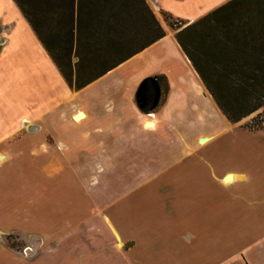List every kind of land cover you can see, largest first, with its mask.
<instances>
[{"label": "crops", "instance_id": "1", "mask_svg": "<svg viewBox=\"0 0 264 264\" xmlns=\"http://www.w3.org/2000/svg\"><path fill=\"white\" fill-rule=\"evenodd\" d=\"M228 1L176 18L192 23ZM133 62L132 87L159 90L164 78L166 93L141 110L133 94L78 105ZM66 87L56 108L20 125L0 104V264H264V142L234 140L241 125L203 93L174 33L81 91ZM218 140L220 156H197Z\"/></svg>", "mask_w": 264, "mask_h": 264}, {"label": "trees", "instance_id": "2", "mask_svg": "<svg viewBox=\"0 0 264 264\" xmlns=\"http://www.w3.org/2000/svg\"><path fill=\"white\" fill-rule=\"evenodd\" d=\"M13 2L71 92L167 35L147 0ZM162 16L230 125L264 109V0H230L192 23ZM263 126L264 119L243 124L251 132Z\"/></svg>", "mask_w": 264, "mask_h": 264}, {"label": "rangeland", "instance_id": "3", "mask_svg": "<svg viewBox=\"0 0 264 264\" xmlns=\"http://www.w3.org/2000/svg\"><path fill=\"white\" fill-rule=\"evenodd\" d=\"M155 1L158 6L154 7H156V9L157 7L160 8L156 11L151 9L157 13V17L166 33L175 34L164 21L162 12L169 14L172 18L171 20L175 22L176 20H182L176 18L177 14H182V12L185 14H193L192 11H194V14L201 13V11L206 10L217 0ZM159 52L155 50L152 51V54L159 56ZM173 52H170L171 54H169L168 60L179 62L178 57H176ZM144 59L145 58L142 57L140 60L142 61ZM47 60L52 62L13 0H0V104L2 103L4 105L3 110L6 124L20 125L23 123V118H28L29 115L31 117L32 115L40 114L53 107L56 108L57 103L62 98V94L66 92V89L64 91L63 88H61V84L62 86L67 85L61 78L54 64L50 63L51 65H49ZM140 73L138 62L126 65L104 83L96 84L84 91L82 99L85 100H78V105H83L86 109L90 108L92 101L89 100H94L95 97L106 94H133L135 95V99L136 96L138 98V95L142 94L143 86H141V83L144 80L133 87L129 82L130 79L134 77L136 80ZM135 80L133 83H135ZM157 81L160 84L159 91L161 95L165 94L166 85L164 79H158ZM203 93L207 94L205 89H203ZM202 96L204 95L202 94ZM131 108L141 110L139 102L136 105H132ZM263 114L264 109L244 120L240 124V128L243 131L249 132L243 127V124H246L252 119L255 121L264 119ZM72 120L75 122L74 117ZM242 132L237 135L236 139H234L235 141L240 140L253 143L264 142V134H258L254 137L245 133L243 134ZM200 140L201 139L198 140L199 144ZM220 140L214 144L202 147V150L198 152L197 156L205 157L208 156V154L214 153L220 156ZM211 263H216V261L198 262V264Z\"/></svg>", "mask_w": 264, "mask_h": 264}, {"label": "flooded vegetation", "instance_id": "4", "mask_svg": "<svg viewBox=\"0 0 264 264\" xmlns=\"http://www.w3.org/2000/svg\"><path fill=\"white\" fill-rule=\"evenodd\" d=\"M158 93H159V90H158L156 83L152 81L145 82L142 87V94L138 95L139 105L142 108L146 107L147 106L145 102L146 97H150L152 99L154 96H157Z\"/></svg>", "mask_w": 264, "mask_h": 264}, {"label": "water", "instance_id": "5", "mask_svg": "<svg viewBox=\"0 0 264 264\" xmlns=\"http://www.w3.org/2000/svg\"><path fill=\"white\" fill-rule=\"evenodd\" d=\"M83 116V114L82 113H78L76 116H74V119L75 120H77L78 118H81ZM206 142V139H201L200 140V144H203V143H205ZM230 180V177H228V178H226L224 181L225 182H227V181H229ZM21 240L22 238L20 237V236H17L16 238H11L10 240L11 241H13V240ZM21 254H28V253H30L31 252V249L30 248H26V247H22L21 249H20V251H19Z\"/></svg>", "mask_w": 264, "mask_h": 264}]
</instances>
